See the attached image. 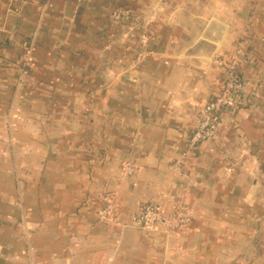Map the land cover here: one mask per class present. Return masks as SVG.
Wrapping results in <instances>:
<instances>
[{"label": "crops", "instance_id": "crops-1", "mask_svg": "<svg viewBox=\"0 0 264 264\" xmlns=\"http://www.w3.org/2000/svg\"><path fill=\"white\" fill-rule=\"evenodd\" d=\"M240 43L242 101L178 175ZM143 203L192 222L125 225ZM0 264H264V0H0Z\"/></svg>", "mask_w": 264, "mask_h": 264}, {"label": "built area", "instance_id": "built-area-1", "mask_svg": "<svg viewBox=\"0 0 264 264\" xmlns=\"http://www.w3.org/2000/svg\"><path fill=\"white\" fill-rule=\"evenodd\" d=\"M130 16L128 9H117L113 12V18L126 20ZM242 54V49H236V58L230 62L216 59L217 63L224 67L226 78L219 91L210 99L205 101L200 109L198 120L192 129L184 145V154L177 157L173 162V170L178 175L184 174L185 156L199 144L212 140L222 124V113L235 108L241 101L245 93V80L237 75L235 66L238 64V55ZM135 169L132 165L125 163L121 169V178H130ZM115 198L107 194L102 199V204L98 210V219L103 222L119 223L120 220L114 215ZM193 219L192 208L177 203L171 212L165 214L161 212L159 205L154 203H143L138 212L125 225L154 233H168L169 231L180 230L191 224Z\"/></svg>", "mask_w": 264, "mask_h": 264}, {"label": "rangeland", "instance_id": "rangeland-1", "mask_svg": "<svg viewBox=\"0 0 264 264\" xmlns=\"http://www.w3.org/2000/svg\"><path fill=\"white\" fill-rule=\"evenodd\" d=\"M141 42H142V44L144 45V46H146L145 44H146V41L144 40V39H142L141 40ZM241 49V43L239 44V46H238V49ZM31 50L32 49H27L26 50V55H24L23 57H22V59L20 60L21 61V63L23 62L24 63V65L25 66H27V69L28 68H30L31 66H32V61H31V58H30V52H31ZM142 56V55H141ZM22 63V64H23ZM27 69H23V73H26L27 72Z\"/></svg>", "mask_w": 264, "mask_h": 264}]
</instances>
